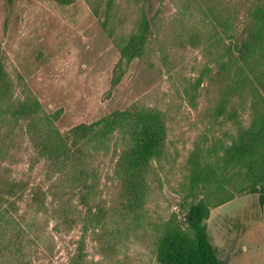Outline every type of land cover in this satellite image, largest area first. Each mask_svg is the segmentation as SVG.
Segmentation results:
<instances>
[{
  "label": "rangeland",
  "instance_id": "obj_1",
  "mask_svg": "<svg viewBox=\"0 0 264 264\" xmlns=\"http://www.w3.org/2000/svg\"><path fill=\"white\" fill-rule=\"evenodd\" d=\"M219 1L0 0V264H169L198 202L218 264H264V160L237 157L264 145V92L217 66L248 36L242 14L222 35Z\"/></svg>",
  "mask_w": 264,
  "mask_h": 264
},
{
  "label": "trees",
  "instance_id": "obj_2",
  "mask_svg": "<svg viewBox=\"0 0 264 264\" xmlns=\"http://www.w3.org/2000/svg\"><path fill=\"white\" fill-rule=\"evenodd\" d=\"M206 1L210 2V0H204V2ZM218 4L220 5V9L215 12L216 14L210 8L208 11L216 19L215 21L220 26L221 33L225 38L230 39L232 37L234 31L233 20L237 19V16L240 14L243 15L245 26L248 30V36L237 50L235 57H233V54L231 55V50L226 48L225 43L220 45L217 51L218 56H216L218 57L216 61L218 68L226 74L229 72L233 62H235L238 72L251 76L255 75L253 81L264 92V77L259 76V70L253 67V59L257 54H262V57H264V0H234L231 10L228 8V2L226 0H220ZM137 28V33L134 34L132 40L135 49L141 43H144L148 34L150 35L149 22L146 19L141 20ZM213 37L215 39V36ZM215 41L216 43H222L219 37H216ZM224 111L223 106L216 107L213 109V114L217 117L226 114ZM245 142L248 143V148L250 147V149L245 147ZM139 143L136 155V166L139 171L144 172L158 152V129H153L145 134ZM261 148L263 149L260 151ZM239 152L237 157L243 158V161L248 157L253 162V157L257 153H259L260 160H264V145L256 144L252 138L250 141H247L246 138L243 139ZM246 152L247 155H245ZM262 166L263 169L258 174H256L255 170H250L255 180L253 182L254 184H261L264 164ZM192 179H190L191 182H193ZM258 193L260 194V203L264 206L263 184L260 185ZM206 216L207 210L204 209L202 202L190 205L187 213L184 215V223L189 233L185 231H181L180 235L173 233L172 238H169L161 249L165 252L167 249L176 250V247H178L182 251L183 255L181 256L171 255L169 264H218L215 249L210 244L206 235L205 226L203 225V220ZM185 243H187L188 249L183 248V244Z\"/></svg>",
  "mask_w": 264,
  "mask_h": 264
}]
</instances>
